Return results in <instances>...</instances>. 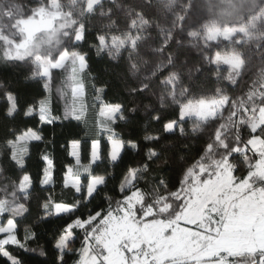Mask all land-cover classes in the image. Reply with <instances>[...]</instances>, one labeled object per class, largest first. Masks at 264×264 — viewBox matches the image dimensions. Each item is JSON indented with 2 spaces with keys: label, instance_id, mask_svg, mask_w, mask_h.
<instances>
[{
  "label": "snow or ice",
  "instance_id": "snow-or-ice-1",
  "mask_svg": "<svg viewBox=\"0 0 264 264\" xmlns=\"http://www.w3.org/2000/svg\"><path fill=\"white\" fill-rule=\"evenodd\" d=\"M160 3L174 16L172 28H160L162 43L152 49L163 59L146 69L148 74L137 87L130 89V95L149 92L155 79L160 108H153L152 112L159 113L170 101L178 108V114L166 122L161 114L150 118L163 122L164 133L180 136H185L186 118L194 119L192 133L212 129L208 132L209 139L201 148L202 154L197 153L198 158L182 159V175L175 190L161 179L146 193L138 185L151 172L152 165L173 160L172 156L165 155L164 148L156 150L155 145L160 144L162 137L146 133L143 141L152 146L147 148L137 167H129L123 174L118 189L121 198L115 200L104 194L114 177L108 173L97 174L94 168L102 159V142L107 145L111 164L122 160L125 150L138 151L140 145L134 140H125L115 130L118 122H129L126 106L104 102L105 89H95L99 102L98 136L90 141L88 162L82 163L81 139L66 141L67 153L75 163L64 166L62 188L76 198L72 202L57 201L49 193L38 205L44 212L38 223L52 217L62 222L54 244L59 253L56 264H66L63 254L72 251L69 244L78 238L77 230L83 233L77 264H264V63L258 67V79L244 97L234 98L221 86L215 87L210 96L196 97L194 84L185 85L181 73L175 70L177 56L166 52L173 40V30L178 29L186 33L190 47L200 50L202 62L215 67L217 81L236 86L249 63L242 49L255 44L264 61V5L258 0H251L250 7L245 0H209L206 5L199 0H185L177 15L173 0H160ZM98 9L101 15L110 14V10L103 11V0H69L66 5L61 0H41L27 12L17 0H0V61L30 64L28 79L43 82L47 95L29 104L24 111L26 117L41 126H54L57 122L63 126L65 122L76 121L75 126L79 127L84 119L82 74L88 68V56L76 49L87 43L83 21ZM126 17L129 21L126 30L118 35L97 34L93 46L112 59L127 51L128 70L136 77L141 67L131 62L132 57L145 41L143 33L151 25L144 12L133 7L127 9ZM214 48L223 50L213 52ZM222 66H226V75L222 74ZM53 70L65 73L63 85L57 89L64 99L60 116L53 115ZM0 95L5 101L7 117L14 118L19 111L18 92L10 85L0 84ZM245 128L250 137L246 140L241 135ZM11 135L5 147L11 161L23 170L29 143L43 141L41 129L28 127L19 132L13 130ZM248 151L258 159L248 163L246 175L237 176L236 165L232 163L234 154L248 162ZM41 161L44 167L39 183L44 192L55 183L56 167L47 152L41 155ZM34 187L32 176L24 172L12 185L11 192L0 189L3 193L0 216L8 214L6 221L0 220V255L10 264H22V261L7 246L35 251L18 238L16 220L29 212ZM97 197L108 203L106 209L99 205L89 209ZM35 235L25 228V241ZM40 254L44 255L43 250Z\"/></svg>",
  "mask_w": 264,
  "mask_h": 264
},
{
  "label": "trees",
  "instance_id": "trees-1",
  "mask_svg": "<svg viewBox=\"0 0 264 264\" xmlns=\"http://www.w3.org/2000/svg\"><path fill=\"white\" fill-rule=\"evenodd\" d=\"M202 1V5L209 3V0ZM245 2L249 7L251 6V0H245ZM86 34L87 43H82V48L79 49L87 53L88 56V68L84 73L86 112L79 127L75 126L76 121H73L72 124L65 122L63 126L60 122H57L54 126H41L36 120L26 117L24 111L28 105L44 96L41 81L28 79L31 75L30 64L0 61V84L10 85L19 94V111L14 115V118L7 117L5 101L3 96L0 95V165L7 180L16 181L19 174L27 172L32 176L35 185L29 202V212L16 219L17 226L24 228V236L25 228H29L32 232L36 233L35 237L27 241L23 239L22 241L27 248L34 249L35 251H24L15 246H7V250L14 257L19 258L22 264H56L58 251L54 248V244L55 238L59 235V229L62 227V222L52 217L46 222L38 223V216L42 211L38 205L43 202L44 197L49 193H52L57 201L72 202L76 198L72 192L62 188L64 166L75 163L74 159L67 153L66 141L81 139L82 163H87L90 141L98 136L95 111L98 106V101L95 98L97 96L95 89L101 87L105 89L104 94H102V100L104 102L125 104V115L128 116L129 122H118L119 127L115 130L121 133L125 140H134L140 145L138 151L132 149L125 150L122 154V160L116 164H111L108 159L107 145L102 142V159L98 162V166H94V168L97 174L108 173L114 177V179L109 180L104 194L114 197L115 200L121 198L118 189L123 174L129 167H137L143 159L147 148L152 146L143 141V136L146 133L161 136L160 144L155 145L156 150L159 151L161 148H164L165 155L173 157V160L166 163L158 162L152 165L151 172L140 181L139 186L141 189L146 193H150L151 188L156 186L157 181L161 179L169 183V187L172 190L178 187L177 181L179 176L182 175L180 171L182 159L189 156L198 158L197 153L202 154L201 148L209 139L208 132L212 130L206 129L203 133L197 134L187 132L185 136H180L179 133L176 135L164 133L162 123L168 119H175L176 114H178V108L174 106L173 108H164L159 113H153V108H160L157 98H151L145 94L139 96L130 95V89L134 85L128 75L125 63L122 59L114 60L110 58L106 52L97 51L96 47L93 46L96 43L95 30L86 29ZM183 44L179 42L174 44L173 42L169 47L168 53L177 56L178 67L175 70L181 73L182 81L185 85L189 83L194 84V95L199 90L197 83L200 82L203 74L197 62L199 60L198 53L193 47L189 46V40L183 42ZM243 51L246 52V59L249 62L248 69L239 78V83L236 86H229L224 82V85L230 90L228 95L234 98L244 97L247 94L252 88L253 82L258 79V67L261 63H264L260 55V50L256 48L255 44L243 49ZM208 67V69H211L214 66L208 65ZM222 69L226 70V66H222ZM257 103H259V100H257ZM52 108L55 116L61 115L58 104L52 102ZM133 108L136 109L135 112L131 111ZM155 114L163 115L164 121L157 122L152 120L150 116ZM227 114L226 111L225 116ZM187 120L186 118L185 123L189 122ZM28 127L41 129L43 141H32L29 143L28 154L25 157V167L21 170L9 158L10 153L5 147V143L8 139L12 138L11 133L13 130L19 132ZM241 135L245 140L250 138L246 128L241 131ZM185 149H188V151H185ZM45 152L51 154L53 157L56 171L54 172V185L49 186L47 191L42 192L39 181L42 176V168L44 167L41 161V155ZM83 175L81 177L82 180ZM96 205L105 209L108 207V203L106 201L102 202L101 197H97L88 207L91 209ZM113 207H115L114 203ZM76 236L78 238L76 239L75 249L65 258L64 261L66 264H75L78 259V251L82 246L83 233L77 230ZM41 250H43L44 255L40 254ZM0 264H10V261L0 255Z\"/></svg>",
  "mask_w": 264,
  "mask_h": 264
},
{
  "label": "rangeland",
  "instance_id": "rangeland-1",
  "mask_svg": "<svg viewBox=\"0 0 264 264\" xmlns=\"http://www.w3.org/2000/svg\"><path fill=\"white\" fill-rule=\"evenodd\" d=\"M17 2L24 6L25 11L27 12V9L29 7H36L38 6V2H41V0H17ZM69 0H61L62 4H67ZM174 3V12L179 15L181 12L182 7L185 5V0H173ZM200 4H203L202 0H199ZM258 3L260 5H264V0H258ZM133 7L136 11H143L145 14V18L149 20L150 27L146 29V31L143 33V35L146 37L145 41L141 42L140 47L137 50V53L133 54L132 61L131 62H137L139 66L141 67V72L136 76L133 77L129 70L128 65L130 63L128 59V52L122 51L121 55L114 59V60H120L125 63V67L128 71V75L130 79L132 80V83L134 87L138 86V83L145 75L148 74L146 69L150 67L154 62H157L163 57H160L157 54H154L152 49L159 47L162 43L163 39V33L160 32V28L169 29L172 28V22L174 20V16L164 10L161 6L160 0H103V11L105 13H108L110 10L109 15H101L100 10H97L96 14H93L91 16H88L83 22L86 25V29H93L97 34H120L121 30H126V25L129 23L127 17H126V11L128 8ZM67 10V9H66ZM114 26L110 27V25ZM180 32V33H179ZM189 38L187 37L186 33L179 31L178 29L173 30V40L170 41V45L174 42L180 43L182 45L183 42H187ZM176 41V42H175ZM182 42V43H181ZM224 45H227V42H223ZM65 46H67V42H65ZM186 46V45H185ZM170 47V46H169ZM169 47L166 49V52H169ZM80 48H77L76 50H79ZM193 49L198 53V59L197 62L199 66L201 67V73L203 74L200 78V82L197 83L199 90L194 94V96L199 97L201 95H212L213 89L217 86L224 87L227 94H229L230 90L224 85V81H217L215 76V67H212L211 69H208V64L202 62V58L200 56V50L193 47ZM216 50H223V48H214L213 52ZM243 50V49H242ZM144 61H148V64H144ZM204 66H203V65ZM178 67V66H177ZM86 71V70H85ZM85 73V72H84ZM84 73L82 74V80L84 83ZM222 74L226 75V70L223 69ZM65 78V73L62 70H53V82H52V102H55L60 107L61 115L63 113V106H64V99L59 95L57 89L61 88L63 85V81ZM43 82L41 81V84ZM153 87L149 90V92L144 93L146 96L157 98L159 102V88L156 86L157 81L154 79L152 81ZM157 91V92H156ZM69 96H70V89L68 90ZM47 95L44 91V96ZM43 96V97H44ZM42 97V98H43ZM40 98V99H42ZM96 98V97H95ZM38 99V100H40ZM37 101V100H36ZM83 103L86 109V92L84 89V96H83ZM99 104V102H98ZM97 104V105H98ZM125 105V104H124ZM174 107V105L171 104L169 101L167 106L165 108ZM96 111V125L98 120V106L95 109ZM86 112V111H85ZM85 114V113H84ZM54 115V114H53ZM188 123L184 124L185 133H192L191 129L194 123V119H188ZM235 159L232 160V163L236 165V172L235 175L237 176H244L247 174L248 169V163H255V161L258 159V156L251 152H247V156L249 157V161L245 162L243 156H240L239 154H234ZM1 158V154H0ZM0 170H2L0 165ZM23 174H19L18 178L21 177ZM18 178L16 181H9L3 174V170L0 171V189L7 188L8 192L12 191V185L14 183L18 182ZM139 186V185H138ZM140 187V186H139ZM3 193L0 192V196H2ZM44 215L43 210L39 214L38 217H41ZM8 218V214H5L3 216H0V220ZM19 217H16V219ZM5 219V221H6ZM17 236L21 240V242L24 239V228L18 226L17 230ZM77 239V238H76ZM76 239L72 243L69 244V248L72 249V251L75 249L76 246ZM72 251H66L63 254V258H65L72 252ZM79 252V251H78ZM59 255V253L57 254ZM57 257V256H56ZM80 259V253H78V259L76 260V263Z\"/></svg>",
  "mask_w": 264,
  "mask_h": 264
},
{
  "label": "crops",
  "instance_id": "crops-1",
  "mask_svg": "<svg viewBox=\"0 0 264 264\" xmlns=\"http://www.w3.org/2000/svg\"><path fill=\"white\" fill-rule=\"evenodd\" d=\"M39 218V217H38Z\"/></svg>",
  "mask_w": 264,
  "mask_h": 264
}]
</instances>
